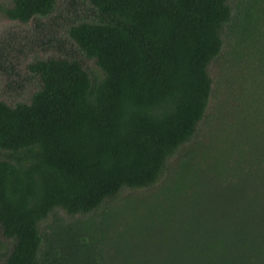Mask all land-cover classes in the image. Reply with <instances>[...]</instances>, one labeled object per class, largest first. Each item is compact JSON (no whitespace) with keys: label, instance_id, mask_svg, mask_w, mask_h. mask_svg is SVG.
I'll return each instance as SVG.
<instances>
[{"label":"trees","instance_id":"1","mask_svg":"<svg viewBox=\"0 0 264 264\" xmlns=\"http://www.w3.org/2000/svg\"><path fill=\"white\" fill-rule=\"evenodd\" d=\"M81 1L66 36L101 74L34 56L0 100V264H264V0Z\"/></svg>","mask_w":264,"mask_h":264},{"label":"rangeland","instance_id":"2","mask_svg":"<svg viewBox=\"0 0 264 264\" xmlns=\"http://www.w3.org/2000/svg\"><path fill=\"white\" fill-rule=\"evenodd\" d=\"M234 2V1H232ZM85 4L81 0H58L57 7L48 18L42 17L41 24L20 23L11 21L0 15V40L7 50V60L10 66L8 74L0 73V100L13 105L16 102H28L31 94L39 88V80L32 76L27 68L34 56L45 58L48 56L70 55L80 60L85 69L92 75L101 72L93 60L85 59L66 36L65 25L68 19L81 13ZM34 33V35H33ZM222 59L211 67V77L216 79L220 69H226ZM221 67V68H220ZM224 80L226 72L223 71ZM8 243L0 235V249Z\"/></svg>","mask_w":264,"mask_h":264}]
</instances>
